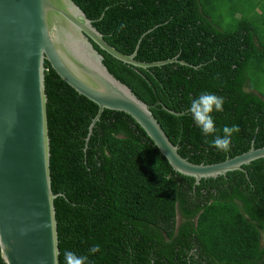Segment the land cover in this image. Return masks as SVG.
I'll use <instances>...</instances> for the list:
<instances>
[{
	"label": "trees",
	"instance_id": "1",
	"mask_svg": "<svg viewBox=\"0 0 264 264\" xmlns=\"http://www.w3.org/2000/svg\"><path fill=\"white\" fill-rule=\"evenodd\" d=\"M74 1L119 51L138 44L137 60L188 63L134 66L93 43L138 98L178 112L151 108L182 157L216 163L264 146V0H240V16L229 0ZM44 65L51 187L62 193L54 199L59 264L65 250L88 264H264V158L194 185L130 115L110 109L86 141L96 103ZM203 92L225 101L213 112L218 130L240 127L229 152L205 143L193 122L191 99Z\"/></svg>",
	"mask_w": 264,
	"mask_h": 264
},
{
	"label": "water",
	"instance_id": "2",
	"mask_svg": "<svg viewBox=\"0 0 264 264\" xmlns=\"http://www.w3.org/2000/svg\"><path fill=\"white\" fill-rule=\"evenodd\" d=\"M106 51L139 67L138 44L126 54L110 45L74 0H0V256L6 264H59L58 221L50 175V139L44 76L47 61L55 73L98 110L86 141L103 109L122 111L153 141L171 168L194 179L215 178L264 158V146L250 148L216 163H193L182 157L151 110L113 76L102 62Z\"/></svg>",
	"mask_w": 264,
	"mask_h": 264
},
{
	"label": "clouds",
	"instance_id": "3",
	"mask_svg": "<svg viewBox=\"0 0 264 264\" xmlns=\"http://www.w3.org/2000/svg\"><path fill=\"white\" fill-rule=\"evenodd\" d=\"M119 27L123 28L125 25L121 24ZM224 103L223 97L210 92H203L195 99H191L189 112L194 124L205 137V143L218 151L226 153L231 150L232 137L240 132V127L238 125H225L222 130L217 129L213 112H222ZM208 137H211V139H208ZM99 251L100 245L97 244L90 249V254ZM64 260L65 264H88L86 255H77L70 250H65Z\"/></svg>",
	"mask_w": 264,
	"mask_h": 264
},
{
	"label": "rangeland",
	"instance_id": "4",
	"mask_svg": "<svg viewBox=\"0 0 264 264\" xmlns=\"http://www.w3.org/2000/svg\"><path fill=\"white\" fill-rule=\"evenodd\" d=\"M229 2H231L232 3V5H234V7H237L235 10H236V15H238V16H240V13H239V11L237 10L238 9V5H241V3L243 2V1H240V0H229ZM227 5H229L230 6V4L229 3H226V6ZM229 8V7H228ZM245 8V7H244ZM255 11H256V13L257 12H259V9L258 8H255ZM245 15L246 16H249V13H245ZM237 16V17H238ZM178 220H179V216H178Z\"/></svg>",
	"mask_w": 264,
	"mask_h": 264
}]
</instances>
